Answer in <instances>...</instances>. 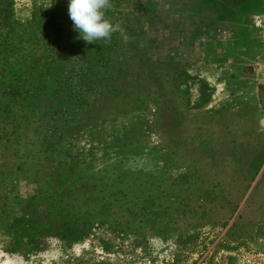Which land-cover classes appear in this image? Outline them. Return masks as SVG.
<instances>
[{"label": "rangeland", "instance_id": "374dc122", "mask_svg": "<svg viewBox=\"0 0 264 264\" xmlns=\"http://www.w3.org/2000/svg\"><path fill=\"white\" fill-rule=\"evenodd\" d=\"M68 3L0 0V199L69 189L90 227L0 218V264H264V0H111L124 36L92 44Z\"/></svg>", "mask_w": 264, "mask_h": 264}, {"label": "trees", "instance_id": "16d2710c", "mask_svg": "<svg viewBox=\"0 0 264 264\" xmlns=\"http://www.w3.org/2000/svg\"><path fill=\"white\" fill-rule=\"evenodd\" d=\"M1 13V10H0ZM1 15V14H0ZM12 23L9 22V18L7 15L0 16V54L2 52L9 53L11 51V48H8L7 41L5 39V34L3 33V30L6 27L11 26ZM100 47H95V50H100ZM93 51V50H92ZM94 52V51H93ZM10 73V72H8ZM14 75V74H13ZM3 74H0V95L4 94V91L6 87L10 84V82L5 83L3 80ZM259 87H262V85H259ZM42 189V188H41ZM39 195L37 197H33L32 199L35 200L34 207L37 208L41 204H46L49 216H46L45 220L42 221L39 218L35 217L37 213L35 210L33 213L29 212V209H33L31 206L29 208H26L23 205L22 201L19 200H12L11 197H3L0 199V218H9V222H19V224L15 227L13 224H9V226L5 225L2 228V233L7 234L10 233L12 238L15 240L19 239H26V240H32L43 236H59L64 237L71 235V239H73L77 231L86 230L90 227V223L88 220L84 218H76L71 221L63 220L61 219L60 211H62L65 207V205L72 206L73 204L70 202L71 199L75 200L76 196L74 197L72 192L70 194H67L70 192L69 189H62L60 191L58 196H54L51 192L49 194L44 195V192H48V190H40ZM120 191V190H119ZM118 191V192H119ZM97 196H93L91 198V201L95 199ZM105 195L101 196V199H104ZM89 198L85 199V202H90L88 200ZM32 201V200H31ZM108 204H111V202H107ZM158 206L157 208H153V206ZM105 206V202L100 203V207ZM15 207L17 210L16 212H10L9 209ZM167 205L162 206V203L159 202L158 204H155L154 202L150 201L149 203L144 204L140 208L139 215L145 214L148 212L153 213H162L166 212ZM4 212V213H3ZM79 233V232H77ZM175 263L178 262V257L175 258Z\"/></svg>", "mask_w": 264, "mask_h": 264}, {"label": "clouds", "instance_id": "9594fccd", "mask_svg": "<svg viewBox=\"0 0 264 264\" xmlns=\"http://www.w3.org/2000/svg\"><path fill=\"white\" fill-rule=\"evenodd\" d=\"M111 7V0H69L68 14L80 38L92 44L98 40L111 42L117 32L124 36L121 25L106 18V9Z\"/></svg>", "mask_w": 264, "mask_h": 264}, {"label": "crops", "instance_id": "0c3cea01", "mask_svg": "<svg viewBox=\"0 0 264 264\" xmlns=\"http://www.w3.org/2000/svg\"><path fill=\"white\" fill-rule=\"evenodd\" d=\"M252 1H253V0H251V3H252ZM255 10H256V11H261V10H259V9H255ZM259 13H261V12H259Z\"/></svg>", "mask_w": 264, "mask_h": 264}]
</instances>
